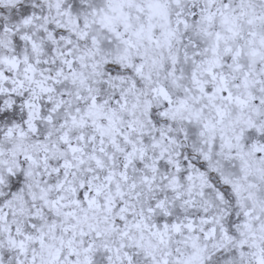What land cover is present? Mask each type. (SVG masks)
<instances>
[{"label": "snow or ice", "instance_id": "snow-or-ice-1", "mask_svg": "<svg viewBox=\"0 0 264 264\" xmlns=\"http://www.w3.org/2000/svg\"><path fill=\"white\" fill-rule=\"evenodd\" d=\"M0 264H264V0H0Z\"/></svg>", "mask_w": 264, "mask_h": 264}]
</instances>
